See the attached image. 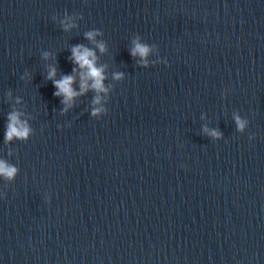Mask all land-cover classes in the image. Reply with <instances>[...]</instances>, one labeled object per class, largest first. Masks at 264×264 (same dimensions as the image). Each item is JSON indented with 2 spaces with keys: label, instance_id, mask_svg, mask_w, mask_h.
I'll return each mask as SVG.
<instances>
[{
  "label": "water",
  "instance_id": "95a60500",
  "mask_svg": "<svg viewBox=\"0 0 264 264\" xmlns=\"http://www.w3.org/2000/svg\"><path fill=\"white\" fill-rule=\"evenodd\" d=\"M0 161V264H264V0H0Z\"/></svg>",
  "mask_w": 264,
  "mask_h": 264
},
{
  "label": "clouds",
  "instance_id": "9594fccd",
  "mask_svg": "<svg viewBox=\"0 0 264 264\" xmlns=\"http://www.w3.org/2000/svg\"><path fill=\"white\" fill-rule=\"evenodd\" d=\"M96 33H87L86 38L94 42V36ZM99 47L101 53L105 51L104 45L100 44L97 45ZM72 57L71 59L81 69L80 73V92H76L73 89V84L75 82L74 76H64L60 80H55L54 77L56 76V69L52 68L49 72L48 79L53 80L54 87L57 91L54 93L55 96L60 97L61 95L64 97L62 103L65 105L71 106V102L74 97L83 95L89 89L94 90L97 93L93 103L99 105L101 103L100 100V93H104L107 90L104 87V68L97 67V58L95 52L83 47V46H76L72 48ZM149 53V49L139 43L136 44L135 48L133 49L131 55L133 57L139 55L141 58L147 57ZM75 71V69L73 70ZM116 79H121L120 75L115 77ZM89 81L91 83H89ZM103 111L101 108H95L92 112L93 116L99 115V113ZM9 124L7 126V133H6V140L10 141L14 137L20 139H26L29 135V128L27 127L26 123L21 122L19 119V113H13L9 116ZM237 125L239 128H243V123L237 118ZM212 135H216L213 133ZM16 173V169L14 167L6 165L3 161H0V175L5 176L8 179L14 177Z\"/></svg>",
  "mask_w": 264,
  "mask_h": 264
}]
</instances>
